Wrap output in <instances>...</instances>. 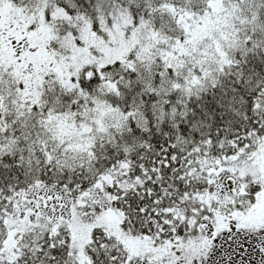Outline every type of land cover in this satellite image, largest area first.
<instances>
[{
	"label": "snow or ice",
	"instance_id": "obj_1",
	"mask_svg": "<svg viewBox=\"0 0 264 264\" xmlns=\"http://www.w3.org/2000/svg\"><path fill=\"white\" fill-rule=\"evenodd\" d=\"M0 264H264V0H0Z\"/></svg>",
	"mask_w": 264,
	"mask_h": 264
}]
</instances>
